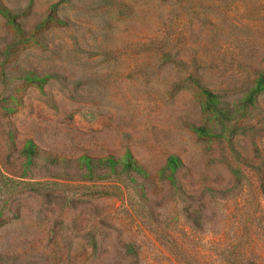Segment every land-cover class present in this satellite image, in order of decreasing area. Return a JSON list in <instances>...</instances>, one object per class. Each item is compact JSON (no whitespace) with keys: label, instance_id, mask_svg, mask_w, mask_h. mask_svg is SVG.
Instances as JSON below:
<instances>
[{"label":"rangeland","instance_id":"rangeland-1","mask_svg":"<svg viewBox=\"0 0 264 264\" xmlns=\"http://www.w3.org/2000/svg\"><path fill=\"white\" fill-rule=\"evenodd\" d=\"M0 264H264V0H0Z\"/></svg>","mask_w":264,"mask_h":264},{"label":"trees","instance_id":"trees-1","mask_svg":"<svg viewBox=\"0 0 264 264\" xmlns=\"http://www.w3.org/2000/svg\"><path fill=\"white\" fill-rule=\"evenodd\" d=\"M170 161H171L172 164H175V159H174V158H171ZM111 164H113V162H112ZM125 166L127 167L128 165L126 164ZM247 260H248V259H247Z\"/></svg>","mask_w":264,"mask_h":264}]
</instances>
